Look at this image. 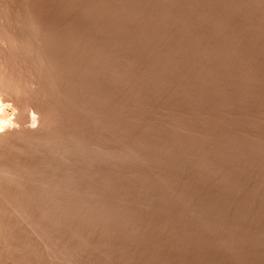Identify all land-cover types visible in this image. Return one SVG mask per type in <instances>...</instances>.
Wrapping results in <instances>:
<instances>
[{
	"label": "rangeland",
	"instance_id": "374dc122",
	"mask_svg": "<svg viewBox=\"0 0 264 264\" xmlns=\"http://www.w3.org/2000/svg\"><path fill=\"white\" fill-rule=\"evenodd\" d=\"M0 264H264V0H0Z\"/></svg>",
	"mask_w": 264,
	"mask_h": 264
}]
</instances>
